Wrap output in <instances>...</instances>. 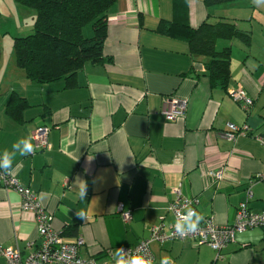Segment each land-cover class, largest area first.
Returning <instances> with one entry per match:
<instances>
[{"label": "crops", "instance_id": "1", "mask_svg": "<svg viewBox=\"0 0 264 264\" xmlns=\"http://www.w3.org/2000/svg\"><path fill=\"white\" fill-rule=\"evenodd\" d=\"M174 1L116 0L107 12L103 61L87 62L67 87L64 80L34 83L16 66L13 38L31 32L34 12L0 0V154L31 138L37 127L48 128L50 148L17 153L12 170L36 194L64 242L83 239V258L105 264L109 252L137 244L151 227L168 230L175 221L168 205L177 187L198 199L195 210L218 225L231 223L248 187L249 208L264 210V180L249 183L264 173V145L257 139L264 136V7L252 0L209 7L188 0V15L181 17L191 26L225 17L250 33L249 44L216 41L217 49L230 47V77L225 88H211L205 58L190 54L186 40L156 31L160 20L178 17ZM5 45L11 56L4 54ZM237 88L252 98L248 109L231 98ZM12 93L28 104L18 119L7 112ZM172 99L185 100L186 110L167 120L161 109ZM228 123L248 130L229 142ZM215 169L223 170L222 179L207 174ZM20 201L0 182V243L24 257L41 238L34 215ZM118 203L129 211L128 221L116 211ZM81 211L85 219L78 217ZM150 250L156 264L164 256L175 264H264V227L238 233L219 252L175 239L153 241ZM0 264H6L1 255Z\"/></svg>", "mask_w": 264, "mask_h": 264}, {"label": "trees", "instance_id": "2", "mask_svg": "<svg viewBox=\"0 0 264 264\" xmlns=\"http://www.w3.org/2000/svg\"><path fill=\"white\" fill-rule=\"evenodd\" d=\"M34 12L32 30L13 38L16 66L26 77L39 84L64 80L67 87L75 84V76L84 65L103 61V41L107 30V12L116 0H14ZM231 0H203L209 7ZM188 0H175L174 8L180 12L176 19L160 20L156 31L188 42L193 56L205 58L204 66L211 88H225L230 77V47L216 48V41L239 39L250 42V33L237 27L233 20L219 17L204 20L197 27L187 18ZM91 24L92 35L85 37L83 29ZM24 97L12 93L7 112L20 118L27 107ZM72 231V230H71ZM218 255V254H217Z\"/></svg>", "mask_w": 264, "mask_h": 264}, {"label": "built area", "instance_id": "3", "mask_svg": "<svg viewBox=\"0 0 264 264\" xmlns=\"http://www.w3.org/2000/svg\"><path fill=\"white\" fill-rule=\"evenodd\" d=\"M231 98L240 105L248 109L252 104V98L242 88H237L230 92ZM186 102L183 99L165 100L161 109L162 114L167 120H173L185 114ZM247 126H237L228 123L224 132L225 140L229 142L235 141L241 131H247ZM35 151L50 148L48 141V128L37 127L31 134ZM259 142L264 145V136H257ZM207 174L213 180L223 178V170H209ZM264 180V173H258L249 179L252 184L255 181ZM0 182L7 188L15 190L20 198V208L29 211L34 215L37 234L41 238L40 245L26 256H22L18 248L12 246H3L0 243V255L4 258L6 264H104L100 263L94 257L83 258L79 254V249L84 241L78 237L72 243L63 241L59 232L53 229L50 223V217L39 203L36 194L27 187L19 184L18 179L11 169L10 174H3L0 170ZM252 196V191L248 187L246 189V200L240 202L231 223L218 225L212 218H205L199 225V229L195 233L181 237L175 234L174 224L178 218V214H183L187 208L195 209L198 199L185 196L181 188L177 187L173 190V197L168 205V210L173 213L174 223L168 230H164L161 225L150 228L147 237L140 240L135 245H126L123 248L129 255L139 254L151 258L155 263L154 256L150 250V243L153 241L164 242L166 240H191L196 244H206L211 249L219 252L226 244L235 241L238 233L249 228L264 227V210L255 212L248 206V200ZM116 211L120 214L123 221L130 219V213L124 209L122 203L117 204ZM113 254L109 252L108 261H111ZM107 261V262H108ZM107 262L105 264H107Z\"/></svg>", "mask_w": 264, "mask_h": 264}, {"label": "clouds", "instance_id": "4", "mask_svg": "<svg viewBox=\"0 0 264 264\" xmlns=\"http://www.w3.org/2000/svg\"><path fill=\"white\" fill-rule=\"evenodd\" d=\"M252 3L257 7H264V0H252ZM35 147L30 137L20 138L12 144V151L5 149L0 154V170L3 174H10L12 169L13 160L17 153L20 156H26L33 154ZM87 195V186L83 184L80 187L79 196L83 200ZM81 219L86 218V213L81 211L77 213ZM204 220V216L197 212L195 209L189 207L183 214H178V218L175 221L174 228L175 234L181 237L188 234L195 233L199 229L200 223ZM107 264H154V261L146 256L139 254L129 255L123 248H117L111 261ZM160 264H175V261L168 256L161 258Z\"/></svg>", "mask_w": 264, "mask_h": 264}, {"label": "rangeland", "instance_id": "5", "mask_svg": "<svg viewBox=\"0 0 264 264\" xmlns=\"http://www.w3.org/2000/svg\"><path fill=\"white\" fill-rule=\"evenodd\" d=\"M240 2H244V1H240ZM83 35L85 37H90L92 35V28H91V24H87L84 29H83ZM3 52L4 54L6 55H12L11 51L9 52V46L5 45L4 48H3ZM14 58V55L12 56Z\"/></svg>", "mask_w": 264, "mask_h": 264}]
</instances>
